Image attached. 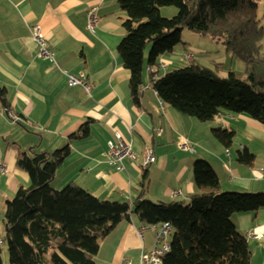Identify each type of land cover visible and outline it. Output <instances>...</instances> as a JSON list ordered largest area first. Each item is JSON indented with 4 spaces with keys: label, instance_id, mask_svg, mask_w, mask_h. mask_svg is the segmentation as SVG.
Segmentation results:
<instances>
[{
    "label": "crops",
    "instance_id": "1",
    "mask_svg": "<svg viewBox=\"0 0 264 264\" xmlns=\"http://www.w3.org/2000/svg\"><path fill=\"white\" fill-rule=\"evenodd\" d=\"M94 5L98 6L100 22L92 32L87 27V13ZM126 19L118 0H0V86L6 89L10 110L23 118L19 123L11 122L0 101V162L7 168V172H0L1 245L7 243L6 200L15 196L20 185L31 183L29 174L16 165L17 157L31 148L52 153L69 146V155L52 186L62 189L73 182L102 200L134 203L142 197L188 203L193 194L209 190L199 187L194 179L197 159L211 163L219 177L220 192H264L263 122L226 110L202 121L163 102L152 87V68L159 77L180 58L191 62L198 58L195 53L205 55L204 47L184 41L186 49L180 51L176 46L157 66L148 65L149 51H145L144 88L140 105L134 102L131 72L118 52L126 36ZM36 24L54 50L57 64L38 57L33 35ZM226 53L224 58L215 59L219 60L216 65L228 60L231 52ZM66 72L86 75L91 90L70 85ZM84 125L88 127L86 134L82 132ZM220 127L235 131L232 147L226 148L213 135L212 129ZM117 133L133 145L139 159L145 148H152L155 162L146 170L130 159L125 160L123 170L110 164L109 143L117 141ZM182 138L192 149L180 146ZM239 150L254 154L253 162H241ZM146 176L147 191L141 195ZM173 191L182 193L173 197ZM232 220L246 237L249 231L262 234L260 239L247 238L250 264H264V208L235 213ZM144 225L135 213L121 221L101 240L97 263L121 264L131 259L137 264L142 250L156 245L154 229L147 227L142 236L139 234ZM2 258L4 264H12L4 249Z\"/></svg>",
    "mask_w": 264,
    "mask_h": 264
},
{
    "label": "trees",
    "instance_id": "2",
    "mask_svg": "<svg viewBox=\"0 0 264 264\" xmlns=\"http://www.w3.org/2000/svg\"><path fill=\"white\" fill-rule=\"evenodd\" d=\"M118 2L127 13L126 36L118 52L131 72L137 105L142 96L147 46L152 44L147 63L157 66L164 55L185 43L182 31L189 29L222 40L227 50L244 62V72L222 75L219 64L211 68L194 60L159 77L152 73V87L160 99L202 121L226 110L264 123V27L258 18L257 0ZM163 6H176L179 11L173 17H164ZM0 100L10 110L6 89L1 86ZM19 117L14 122L8 116L13 123L23 121ZM212 131L226 148L232 147L235 131L222 127ZM82 132H88L86 125ZM69 151V146L52 153L31 148L18 155L16 165L29 174L31 183L20 185L15 196L6 200L4 222L12 264H98L101 240L133 213L146 225L172 224L171 249L163 264H250L248 238L238 230L232 216L264 208V192H220L219 177L211 163L197 159L194 179L199 187L209 190L193 194L188 203L142 197L134 203L102 200L73 182L63 189L52 186ZM238 158L251 164L255 155L239 150ZM147 185L146 176L141 195ZM2 253L0 244V264H4Z\"/></svg>",
    "mask_w": 264,
    "mask_h": 264
},
{
    "label": "built area",
    "instance_id": "3",
    "mask_svg": "<svg viewBox=\"0 0 264 264\" xmlns=\"http://www.w3.org/2000/svg\"><path fill=\"white\" fill-rule=\"evenodd\" d=\"M97 9L98 6L96 5L91 6L88 9V13H87V27L92 32L96 31L100 22V17L98 16ZM33 35L38 46V57L43 60H50L57 64L55 52L49 46L42 32L41 26L39 24H36L34 26ZM187 57L190 58L191 55H187ZM151 71L152 73L155 72L153 68L151 69ZM67 76L70 85L72 86L83 85L87 92L91 90L92 84L87 80L88 77L86 75L82 74V76H77L75 74L67 73ZM141 88L144 87L141 86L140 89ZM7 112H8V116L14 122L20 120V117L13 110H8ZM116 138L117 141H111L109 143L108 162L116 166L118 169L120 170L125 169L124 162L127 159L136 162L142 168V170L148 169L149 166L155 162L156 158L152 148L149 147L145 148L142 158L139 159L136 151L134 150L133 145L128 143L121 133H117ZM180 146L186 150L192 149V147L189 145L188 141L185 138H182L180 140ZM6 171H7L6 166L0 162V172H6ZM181 193H182L181 191H173L171 192V195L173 197H177L181 195ZM147 227H150L156 231V245L151 250H146L144 248L140 255L139 262L137 264H163L164 256L171 249V239L174 232V228L172 224H170L169 222H164L161 224L144 225L138 230L141 236L143 230L146 229ZM247 237L260 239L262 238V234L249 231ZM121 264H134V263L131 259H125L121 262Z\"/></svg>",
    "mask_w": 264,
    "mask_h": 264
},
{
    "label": "rangeland",
    "instance_id": "4",
    "mask_svg": "<svg viewBox=\"0 0 264 264\" xmlns=\"http://www.w3.org/2000/svg\"><path fill=\"white\" fill-rule=\"evenodd\" d=\"M257 1L259 4L258 18L260 20V25L264 27V0H257ZM178 11L179 9L176 6L161 7V13L163 12L162 15L164 17H173L174 15L178 13ZM182 34H183L182 36L183 41H188L189 43H192L193 45H200L206 49L207 53L205 55H199L198 53H195L196 57H198L195 60L200 61L204 65H211L212 67H215L216 62L219 61V60L216 61L215 59L217 57L219 59L222 57L224 58L225 55L227 54L226 46L222 40L213 39L208 36H203L199 32L192 31L189 29H184L182 31ZM263 44H264V40H263ZM187 46L188 44L180 43L177 45V48L178 50L182 51L184 50V47L186 49ZM151 47H152V44H149L145 51L150 52ZM229 56L230 57L228 58L227 61H225L223 64H220L219 72L222 75H227L230 71H235L237 73H243L245 69L244 62L241 59L234 57L231 53ZM231 57H233V59H231ZM180 59H181L180 61H177L175 64H173L170 67V70L184 67L190 63V60H187L185 58H180ZM19 126H22V125L19 124ZM64 172L65 171H63L62 174ZM0 183H2V181H0ZM57 189H61V188H57ZM1 246L4 249V253L8 254L7 243L5 242V244Z\"/></svg>",
    "mask_w": 264,
    "mask_h": 264
},
{
    "label": "water",
    "instance_id": "5",
    "mask_svg": "<svg viewBox=\"0 0 264 264\" xmlns=\"http://www.w3.org/2000/svg\"><path fill=\"white\" fill-rule=\"evenodd\" d=\"M0 101L4 104L3 100H0Z\"/></svg>",
    "mask_w": 264,
    "mask_h": 264
}]
</instances>
